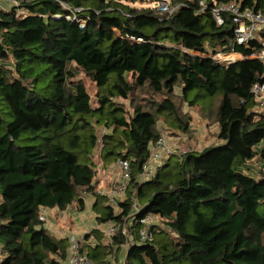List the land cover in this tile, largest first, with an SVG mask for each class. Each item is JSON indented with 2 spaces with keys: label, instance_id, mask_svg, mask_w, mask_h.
I'll use <instances>...</instances> for the list:
<instances>
[{
  "label": "trees",
  "instance_id": "16d2710c",
  "mask_svg": "<svg viewBox=\"0 0 264 264\" xmlns=\"http://www.w3.org/2000/svg\"><path fill=\"white\" fill-rule=\"evenodd\" d=\"M201 1L170 0L171 15L127 0H30L26 16L0 10V264H64L71 239L49 231L43 209L84 208V192L96 197L98 223L122 229L131 217L161 216L153 241L130 244L124 264H264V167L257 176L242 169L264 159V106L251 93L264 82V60L250 57L264 50V27L238 45L232 16L220 25L213 14L216 3L264 10V0ZM232 48L244 58L229 67L189 52ZM42 76L51 91L38 87ZM193 108L219 126L220 142L172 153L141 178L164 129L189 132ZM102 126L105 166L132 165L119 211L95 185ZM21 136L39 144L19 145ZM125 243L123 233L110 242L94 228L80 246L103 262L118 260Z\"/></svg>",
  "mask_w": 264,
  "mask_h": 264
},
{
  "label": "built area",
  "instance_id": "2783aa9c",
  "mask_svg": "<svg viewBox=\"0 0 264 264\" xmlns=\"http://www.w3.org/2000/svg\"><path fill=\"white\" fill-rule=\"evenodd\" d=\"M26 1L30 0H0V10L10 11L16 9L18 15H28L30 12L24 9L22 4ZM201 5L203 7H207L206 1H201ZM157 11L160 14H172L175 10L170 4V0H161L157 6ZM224 13H228L232 16L233 22L235 23V42L238 45H243L251 40L259 39V31L264 27V10H254L253 8H243L240 4L235 2H220L216 3L213 8V14L218 22V24L222 25L225 21ZM70 17V16H68ZM83 23H85L83 21ZM128 40L133 43L135 41H142V38H136L134 36H127ZM189 52L200 55L204 57L212 58L217 64L222 67H229L230 65L236 63L237 61L244 58L241 51L237 49H229L226 51H217L213 54L208 52H198L190 50ZM251 58L257 57L264 60V50H262L258 54H252ZM251 93L255 96V98L264 106V82H256L251 89ZM107 129L105 126L99 127L98 134L99 140L94 149V156L102 153L103 150V141L102 136L106 133ZM171 144L168 142L166 135L164 133L161 134L159 139L153 144L151 150V157L148 160L145 166V173L141 176V178H148L151 175H154L157 168L162 165L164 159L168 157L170 154L174 153V149L170 146ZM95 162V161H94ZM256 165L260 167L259 159L255 161ZM96 164V162H95ZM97 165V164H96ZM115 167L119 171V183L114 188L113 194L121 200L116 199V210H120L119 202L125 198L126 191L128 189L129 181L132 176V165L129 159L119 158L115 162ZM87 193L84 192V195ZM113 194L107 196L110 200H113ZM136 207V211L139 210L137 204H134ZM109 225L106 230V237L108 241H112L113 236L123 233L126 237L125 246H128L135 242H152L154 239V227L158 226L161 222V216L155 213H148L142 216L140 219H135V217H131L128 222L123 224L122 229H120L119 224L113 220L108 221ZM135 222H139L141 228L138 232L133 230V225ZM81 239L72 238L71 246L69 248L68 259L64 264H119L115 261L114 258H110L103 262H98L93 260L86 251L81 250L80 246Z\"/></svg>",
  "mask_w": 264,
  "mask_h": 264
},
{
  "label": "crops",
  "instance_id": "0c3cea01",
  "mask_svg": "<svg viewBox=\"0 0 264 264\" xmlns=\"http://www.w3.org/2000/svg\"><path fill=\"white\" fill-rule=\"evenodd\" d=\"M218 131H219V127L216 130L217 132L216 135H218ZM217 141L220 142L218 139ZM172 143L174 144V148H175L174 153L175 152L179 153L180 138L178 137L175 138L174 142ZM165 159H167V157ZM93 161L96 162L97 164L96 168L99 171L95 178V185L97 188V192L103 195L107 194L108 196L111 194L112 196L114 188H116V186L119 183V171L116 169L115 163L109 166L108 165L105 166L102 153L98 154L96 158H93ZM257 168H260V167L257 166ZM84 198H85L84 208L81 206H78V204L75 203L66 210H59L57 208H44L43 209V217L46 220V227L49 229V231L52 232V234H54L55 236L59 238H67V237L69 239L79 238L83 242L85 241V235L88 233H91L92 229L94 228H99L104 232V234H106V230L108 228L107 227L108 222L98 223L96 220V214L93 211L94 204L96 203L95 195L91 193H87L86 195H84ZM116 199L118 201L121 200L120 198L116 197L115 194H113V200H110L107 197L105 203L113 206L116 209V204H115ZM89 204H90V208H92V211L95 217L94 218L95 223L90 229L86 230L84 228L87 224L86 222L87 220H82L81 214L87 209V205ZM89 240L90 241L95 240L94 236H91ZM124 247H122V250L120 252V257H118V260H116L115 256H111L110 258H114L117 263L122 264L121 256H123Z\"/></svg>",
  "mask_w": 264,
  "mask_h": 264
},
{
  "label": "rangeland",
  "instance_id": "374dc122",
  "mask_svg": "<svg viewBox=\"0 0 264 264\" xmlns=\"http://www.w3.org/2000/svg\"><path fill=\"white\" fill-rule=\"evenodd\" d=\"M127 1L131 5H135L138 7L151 6V7L156 8L157 4L161 0H127ZM80 77H82L85 80L90 92L92 93V95H94L95 93L94 91L96 89L94 85V80L90 76H87L86 73H84L82 70H81ZM51 81L52 80H50L49 77L42 76L38 84V87L40 88L41 86L46 85L48 86L47 90L51 91L54 87L53 84L52 86L50 85ZM193 92L194 93H192L191 96H195L196 92L195 91ZM191 112L193 113L194 118H193L192 125H191L189 132L176 134V133L171 132L170 130H165V129L162 132L166 135V138L168 142L171 144L170 146L172 148H174V144L172 142H174L175 138L177 137L180 138L179 152L181 153L185 151H190V150L199 151V150H202L204 147H207L211 144L219 143L217 141L218 138H216L218 136L216 135L217 134L216 130L218 129L219 126L215 124L214 122L209 123L208 119L198 114L195 108L191 109ZM3 114H4L6 121H9L12 118L10 109L7 103H4ZM3 129H5V124L3 126ZM17 143L19 145L39 144L36 139H30L29 136H21V138L17 140ZM260 147H261V144L257 148H260ZM256 160H257L256 158L252 160H248L246 162V165L242 166L243 172L249 175L257 176V172L260 168H257V165L255 163ZM259 163L261 167H264V159L259 160ZM81 215H82V220H87L86 221L87 224L84 229L86 230L90 229L95 223V219H94L95 217H94L92 208H90V204L87 205V209ZM108 225H109V222H108ZM126 253H127V248L125 246L123 256H121L122 264L125 261Z\"/></svg>",
  "mask_w": 264,
  "mask_h": 264
}]
</instances>
